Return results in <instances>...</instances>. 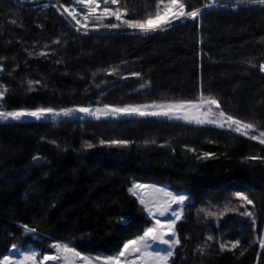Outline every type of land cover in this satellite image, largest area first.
Returning <instances> with one entry per match:
<instances>
[{"label":"trees","instance_id":"trees-1","mask_svg":"<svg viewBox=\"0 0 264 264\" xmlns=\"http://www.w3.org/2000/svg\"><path fill=\"white\" fill-rule=\"evenodd\" d=\"M30 1L0 0V55L8 57L4 61L7 70L15 68L12 76H0V83L16 89L11 108L195 100L202 82L205 95L218 97L227 112L264 121V74L246 63L249 59L257 65L264 62V11L260 7L214 9L201 24L177 22L169 33L140 38L126 29H101L84 36L55 8H42L56 0ZM188 2L200 5L203 0ZM235 2L220 0L229 5ZM60 3L72 5L70 0ZM13 19L23 27L10 23ZM57 38L61 44L51 45ZM34 44L36 50L51 45L48 51L55 50L56 56L29 58L24 49L32 50ZM56 59L62 62L54 63ZM117 66V75L104 71ZM28 79L47 87L37 85L36 92L28 93ZM148 81L150 86L138 90ZM101 139L133 143L109 148L100 145ZM85 142L95 147L85 149ZM186 147L216 155L197 159ZM33 156L42 160L34 164ZM249 156L264 157V145L221 129L164 119L0 125V259L17 241L41 252L53 243L71 241L84 255H115L124 241L151 226L146 212L127 191L136 180L169 185L192 197V206L177 225L181 244L175 250L174 264H264L258 243H249L264 237V162L250 161ZM238 190L254 201V207H246L255 214V232L251 218L239 214L245 209L233 197ZM209 203L215 206L212 211L224 212L219 221L215 217L205 220L202 213L198 217V209ZM120 217L127 222L118 224ZM21 224L36 227V235L25 236ZM209 234L240 239L241 247L220 252L218 243L212 242L208 254L201 256L194 250Z\"/></svg>","mask_w":264,"mask_h":264},{"label":"snow or ice","instance_id":"snow-or-ice-1","mask_svg":"<svg viewBox=\"0 0 264 264\" xmlns=\"http://www.w3.org/2000/svg\"><path fill=\"white\" fill-rule=\"evenodd\" d=\"M21 2L23 3L25 0H21ZM241 6L245 8L258 6L264 11V0H236L235 5L223 4L220 3V0H203L200 5L189 3L188 0H143V3L139 5H137L136 0H74L71 6H65V4L60 3V0H56V3L43 4L42 8H55L77 33H81L84 36L89 35L90 32H99L101 29L108 31L126 29L131 30V34L140 38H150L156 33H169L177 27V22L182 26H187L189 21L201 24L205 14H210L214 9L227 7L235 9ZM65 14L67 15L65 16ZM10 23L23 27V24L18 23L15 19L11 20ZM37 27L42 28L43 25L38 24ZM7 43L11 44V41ZM60 44L61 40L59 38L51 41V45ZM51 45L44 44L43 50H36V45L34 44L32 50H24L29 58L44 57L51 59L56 56L55 50L48 51ZM7 59V56L0 55V76H12L15 72V68L11 71L6 69L4 61ZM12 59L15 60L16 57L13 56ZM53 62L59 64L62 61L56 59ZM246 63L251 68L258 67L259 72L264 73V62L257 65L249 59ZM104 71L107 75H117L119 68L117 66ZM95 75L93 73V77ZM132 75L137 78L141 77L139 72H133ZM121 78L126 79L124 76H121ZM26 83V92L28 93L36 92L38 90L37 85L47 87L39 80L28 79ZM96 86L99 87V85ZM148 86H150V81L141 83L138 90ZM20 87L23 88V84ZM16 94V89H13L9 84L0 83V125L10 126L13 122L22 123L25 119L35 121L51 120L55 124L61 117L72 119L77 115L81 119L83 117H91L96 120H100L102 117L105 119L122 116L155 117L183 120L187 124H194L199 127L210 125L227 133H234L264 145V121L257 119L255 116L250 119H241L227 112L222 107L218 97L211 94L205 95L202 82L200 94L195 100L160 103L153 101L151 103L124 104L123 106L103 103L102 107L82 105L60 109L51 106L11 108L9 102ZM96 103L100 105L101 101L97 100ZM50 142L55 143V141ZM208 142L213 143L214 141L210 140ZM131 143L133 142L123 139L100 140L101 146L106 145L109 148H127ZM150 143L155 144L156 141L152 140ZM159 146L165 147V145ZM83 147L92 149L95 145L85 142ZM186 151L195 154L197 159L203 160H208L216 155L208 151L198 153L192 147H186ZM247 159L264 162V157L261 156H249ZM32 160L36 164L42 158L33 156ZM127 191L131 196L135 197L142 210L148 214L152 224L144 227L142 234L124 241L122 247L118 249L115 255L104 257L82 255L71 241L53 243L51 248L55 249V254H42L37 250H22L19 241H17L11 245L9 252L18 253L19 258H13L11 255L5 254L0 259V264H49V262H52V264H61V262L62 264H174L175 250L181 244L176 231V222L182 220L184 212L192 206L190 204L191 195L184 191H172L165 187H157L155 184L136 180L131 182V186L128 187ZM29 196L30 192L26 190L25 199H28ZM233 197L240 202L239 206L245 209L239 214L251 218L253 232H255L257 223L255 214L246 207L248 205L254 207L253 199L242 190L235 191ZM174 205L176 207H173ZM51 206L55 207V204ZM212 207L215 206L209 203L207 207L198 209V217L202 213L205 220L209 217H215L219 221L224 212L218 214L211 210ZM168 214L174 219H168L165 223H162L160 217ZM126 222V217H120L117 220L118 224ZM20 227L23 233L33 237L37 233V228L28 224H21ZM217 227H220L219 223H217ZM212 242L218 243L220 252H233L241 247L240 239L226 240L209 234L201 244L197 245L194 251L201 256L207 255L211 249ZM249 243H258L259 249L264 252V237ZM154 245L164 246V249L161 250L160 247H154ZM243 254L241 252V255Z\"/></svg>","mask_w":264,"mask_h":264},{"label":"rangeland","instance_id":"rangeland-1","mask_svg":"<svg viewBox=\"0 0 264 264\" xmlns=\"http://www.w3.org/2000/svg\"><path fill=\"white\" fill-rule=\"evenodd\" d=\"M72 3L74 2V0H70ZM31 2V1H30ZM264 74V73H263ZM145 119V118H142V117H136V116H132V117H119V118H107V119H105V118H101L100 120H118V119H120V120H122V119ZM149 118H155V117H149ZM155 119H164V120H169V121H172V122H181V123H185L183 120H175V119H167V118H155ZM72 120H96V119H94V118H91V117H83L82 119L80 118V116L79 115H77V116H75L74 118H72V119H65V118H63V117H61L60 119H59V121L58 122H60V121H72ZM25 122H50V123H52L51 122V120H44V121H35V120H32V119H25L22 123H25ZM13 123H16V122H13ZM194 125V124H193ZM207 127H210V128H215V127H213V126H210V125H208ZM215 129H218V128H215ZM144 183H147V182H144ZM148 183H150V182H148ZM150 184H157V183H150ZM158 185H161V184H158ZM164 186H167L169 189H171L172 191H176V190H174V189H172L169 185H165L164 184ZM190 203H191V201H190ZM146 216L149 218V216H148V214L146 213ZM150 219V218H149ZM151 220V219H150ZM183 220V219H182ZM182 220H180L179 222H178V224L179 223H181L182 222ZM151 224H152V221H151ZM177 224V225H178ZM177 225H176V231H177ZM24 235L25 236H28L29 234H25L24 233ZM21 247V249L22 250H24V251H30V250H37V251H39V252H41V250L39 249V248H37V247H31V246H26V247H23V246H20ZM178 247V246H177ZM12 253V254H11ZM42 254H55V249H53V248H51V245H50V247L47 249V251L46 252H41ZM6 254H11V256L13 257V258H19V254L18 253H14V252H7ZM82 255H84V254H82ZM94 257V256H93ZM61 264H62V262H61Z\"/></svg>","mask_w":264,"mask_h":264},{"label":"bare ground","instance_id":"bare-ground-1","mask_svg":"<svg viewBox=\"0 0 264 264\" xmlns=\"http://www.w3.org/2000/svg\"><path fill=\"white\" fill-rule=\"evenodd\" d=\"M157 187H165V188H168L167 186H164V185H158V184H155ZM169 189V188H168ZM169 190H171V189H169ZM173 207H176L175 205L173 206ZM150 218V217H149ZM151 219V218H150ZM160 219H161V221H162V223H165L168 219H174V217H171V215L170 214H168V215H166V216H164V217H160ZM180 221V220H179ZM179 221H177L176 222V225L178 224V222ZM154 247H160L161 248V250H163L164 249V246H155L154 245ZM12 254V253H11ZM11 254H9V255H11ZM49 264H52V262H49Z\"/></svg>","mask_w":264,"mask_h":264}]
</instances>
